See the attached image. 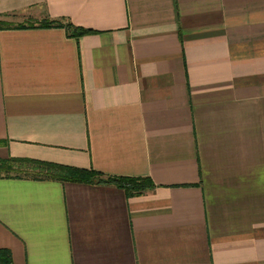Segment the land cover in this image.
<instances>
[{
    "label": "crops",
    "instance_id": "obj_1",
    "mask_svg": "<svg viewBox=\"0 0 264 264\" xmlns=\"http://www.w3.org/2000/svg\"><path fill=\"white\" fill-rule=\"evenodd\" d=\"M0 158L112 185L0 179L11 264H264V0H0Z\"/></svg>",
    "mask_w": 264,
    "mask_h": 264
},
{
    "label": "trees",
    "instance_id": "obj_2",
    "mask_svg": "<svg viewBox=\"0 0 264 264\" xmlns=\"http://www.w3.org/2000/svg\"><path fill=\"white\" fill-rule=\"evenodd\" d=\"M15 17V15H6ZM65 28L68 36L76 39L93 33V31L76 27L71 22L59 20H44L41 22L28 21L12 24L0 21V29L27 28ZM5 144L0 142V145ZM14 178L33 181H56L76 184H105L112 185L125 192L127 196L141 194L155 186L149 177L108 176L93 169L76 168L46 161L29 158H0V179ZM12 253L8 249H0V264H11Z\"/></svg>",
    "mask_w": 264,
    "mask_h": 264
},
{
    "label": "rangeland",
    "instance_id": "obj_3",
    "mask_svg": "<svg viewBox=\"0 0 264 264\" xmlns=\"http://www.w3.org/2000/svg\"><path fill=\"white\" fill-rule=\"evenodd\" d=\"M0 21L9 22V23H12V24L25 23L24 20L17 19V18H14V17H2V18H0ZM26 22H28V21H26Z\"/></svg>",
    "mask_w": 264,
    "mask_h": 264
}]
</instances>
